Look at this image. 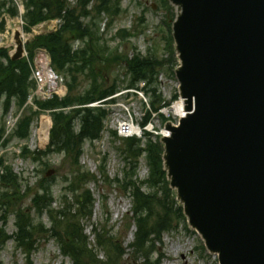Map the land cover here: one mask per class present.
<instances>
[{
	"label": "trees",
	"instance_id": "16d2710c",
	"mask_svg": "<svg viewBox=\"0 0 264 264\" xmlns=\"http://www.w3.org/2000/svg\"><path fill=\"white\" fill-rule=\"evenodd\" d=\"M23 2L25 6L23 20L26 31H31L32 27L44 21L62 19V25L56 32L37 36L29 43L27 50L31 55L39 47H44L50 52L52 66L65 78L68 93L62 99L55 97L48 101H37L39 111L26 110L19 120L15 134L22 140L28 139L34 117L45 110L51 112L53 127L46 150L31 152L24 147L22 154L38 162H45L44 159L52 154L65 155L70 159L75 176L68 180L66 190L72 194L74 202L70 206L66 195H63L65 201L61 202L62 209L56 212L52 209L54 201L51 185H47L46 188L40 187L32 199L35 216L21 208L17 209V231L13 236L1 231L0 245L13 239L18 249L27 256H31L36 250L37 235L51 232V235L57 238L63 255L70 257L74 264H97V254L93 248H90L89 239L82 225L84 219L92 216L94 208V200L90 192L84 188L93 178L79 164L82 147L87 140L94 141L100 138L109 115V109L105 104L115 101L106 99L115 95L120 88L140 89L145 95H149L150 99L152 98L142 127L148 124L152 114L158 113L163 106L162 99L156 95V92H158L157 78L164 60L152 54H142L138 50L131 55L122 53L118 45L112 47L110 41L105 40V34L101 32L103 19L105 16L109 18L106 25V34H108L116 18L123 13L122 0H100L95 7L91 6L92 0H77L75 4H71L68 0H23ZM162 5L171 13L172 6L168 0H162ZM11 12L17 15L16 6ZM174 18L175 13L173 12L171 21L166 23L168 28L166 45L169 61L173 64V71L178 64L172 37ZM131 36L132 34L127 29H119L114 39H126ZM77 42L78 45L75 47ZM118 66H123L126 79L117 78V81L112 80L111 85H106L104 73ZM30 77L31 69L26 59L12 60L6 49H0V105H3L4 114L13 102L18 104L19 109L24 106L34 86ZM142 83H144L143 87L140 86ZM99 101H103L101 106H88ZM4 132L5 125L1 124L0 140ZM114 135L120 139L117 132H114ZM121 141L122 144L118 146V150L126 163V168L123 172V179H117V181H122L125 190L133 198L132 219L136 226L135 242H139L140 246L148 245L154 233L151 223L160 227H165L170 223L169 206L162 198H159L158 191L162 193L164 190L169 193L167 196L175 198V192L170 188L167 173L163 168L164 147L160 136H156L155 139L154 135L146 131H144V138L132 136L123 138ZM144 155L149 169L148 178L138 180V163ZM44 164L47 165V161ZM0 172V210L7 214L17 205L13 202L14 198L21 199L17 196L21 191L23 179L14 174L12 167L3 159H0ZM179 210L183 215L181 206ZM162 212L164 213L161 214ZM45 213L49 214L50 229L45 228L41 219ZM96 240L98 245L106 249L111 239L103 241L100 235L96 236ZM108 245L113 246L111 242ZM116 251V258L120 260L124 252L120 248L115 249ZM106 253L110 259H113L110 250H106ZM147 262L156 264V261L152 260H147Z\"/></svg>",
	"mask_w": 264,
	"mask_h": 264
},
{
	"label": "water",
	"instance_id": "95a60500",
	"mask_svg": "<svg viewBox=\"0 0 264 264\" xmlns=\"http://www.w3.org/2000/svg\"><path fill=\"white\" fill-rule=\"evenodd\" d=\"M170 2L187 110L161 138L170 188L220 264H264V0Z\"/></svg>",
	"mask_w": 264,
	"mask_h": 264
},
{
	"label": "rangeland",
	"instance_id": "374dc122",
	"mask_svg": "<svg viewBox=\"0 0 264 264\" xmlns=\"http://www.w3.org/2000/svg\"><path fill=\"white\" fill-rule=\"evenodd\" d=\"M76 1L68 0L71 4H75ZM99 1L92 0L91 6L95 7L99 4ZM22 2L23 0H0V49H6L9 53H13V47L10 45L13 31L9 21H13L17 28L27 33L23 29V21L20 17L22 13L17 8V6L23 8ZM15 6L18 11L17 15H13L11 12L15 9ZM121 6L123 13L116 18L108 34H106V25L109 18L105 16L103 19L101 32L105 34V40L110 41L112 47L118 45L122 53L131 55L138 50L142 54H152L156 58L164 60V64L159 70L160 73L157 78L158 92H156V95L161 97L163 106L158 113L152 114L146 126L148 133L154 135L156 139L157 133L161 134L165 130V124L168 120H172L175 124L179 121V117L172 112L166 113V110L171 109L179 101V98H177L179 84L172 70L173 64L169 61L166 45L168 30L166 23L171 21V14L175 13V8H172L171 13H169L163 7L162 0H122ZM57 23L52 19L46 22L45 25H38L36 30L33 28L35 31L31 32L28 42L34 41L32 39H35L38 34L55 32V28L59 27ZM3 24L5 27L2 29ZM119 29H127L132 36L126 39H114ZM77 45L78 42L75 43V47ZM35 51L36 49L33 53ZM28 53L30 57V51ZM113 67L104 73L106 85H111L114 81H117V78L120 80L126 79V75L123 74V66ZM151 101L152 98L150 99V96L145 95L143 91L122 89L120 94L117 95L116 101L105 104L106 108L109 109V115L104 123L100 138L94 141L87 140L83 144L79 164L93 178L86 185L84 184V188L90 192L94 200V208L92 216L84 219L82 224L85 235L89 239L90 248H93V251L97 254V264H148L147 260L156 261V264H183L184 256L188 259L189 264H220L218 255L211 253L206 248L202 236L189 226L183 212V215H181L178 199L167 196L169 193L164 192V190L162 193L158 191V194L159 198H162L169 206L170 223L165 227H160L152 222L151 227L154 231L151 236L152 241L148 245L141 246L139 242H135L136 226L132 219L133 198L125 190L122 181H117V179H123V172L126 168V163L118 150V146L122 144L121 139L126 138L125 132H127V137L136 135L135 137L141 138L144 135L140 131L130 134L127 129L129 126L142 128ZM17 105L16 102H13L5 114L3 105H0V126L1 124L5 125V131L7 123L12 119L10 117L15 118L19 114L20 110ZM27 107L29 110L32 106L27 105ZM49 112L45 110L34 117L28 139L22 140L16 136L15 131L18 127V124H16L7 135L10 131L8 128L0 140V159H3L6 164L12 167L14 174L23 179L21 181V191L17 196L21 199L14 198L13 200L17 203L16 207L10 209L7 214L0 210V232L5 231L9 236H13L17 231V209L21 208L35 216L32 199L40 187L44 186L46 188L47 185H51L54 201L52 209L56 212L62 209L61 202L65 201V195L70 206L74 202V197L66 190L69 184L68 180L75 176L70 159L65 155L52 154L44 159L48 163L45 165L44 161H34L32 157H24L22 154L24 147H27L31 152L38 150L40 146H42L39 149L40 151L46 150L50 133L45 141L41 138L38 130L42 125L41 119L44 116L50 118L51 112ZM52 125L53 120L51 119V128ZM51 128L50 130H52ZM114 132H117L120 139L116 138ZM4 136L8 137L4 138ZM49 171H52V173L49 174ZM148 172L149 169L144 155L138 163V180H146ZM67 206L69 205L67 204ZM41 219L45 228L50 229L49 214L45 213ZM100 235L103 241L111 239L108 243L111 242L113 246L107 243L106 249H104L103 246L98 245L96 236ZM37 239L36 250L31 256H27L18 249L13 239H9L4 245H0V264H74L70 257L63 255L57 238L51 235V232L39 234L36 237ZM173 244L180 247L178 252L172 250L171 245ZM118 248L124 252L120 260L116 258L117 251L115 252V249ZM106 250L112 252L113 259L109 258Z\"/></svg>",
	"mask_w": 264,
	"mask_h": 264
},
{
	"label": "bare ground",
	"instance_id": "6f19581e",
	"mask_svg": "<svg viewBox=\"0 0 264 264\" xmlns=\"http://www.w3.org/2000/svg\"><path fill=\"white\" fill-rule=\"evenodd\" d=\"M9 25L13 31V33H18L19 34V39L20 41L25 44L26 41H28V39L30 38L31 34H28V33H24L20 28H17L15 25H14V22L13 21H9ZM10 45L13 47V50L15 49V47L17 46V41L14 39V36L13 38L11 39V42H10ZM169 112H172L173 114H175L176 116H178L179 118H182L184 117L186 114H187V110H186V102H185V99L184 98H181L179 99V101H177L172 107L171 109L169 110H166V113L169 114ZM50 121V120H49ZM129 129V133L130 134H133V133H137L139 132V129L136 127V126H129L128 127ZM162 134L165 136V137H170L171 136V131L166 129L162 132ZM48 136V133L46 132L45 133V136L43 139H46V137ZM171 248L174 252H178V250H180V247L179 246H175L174 244L171 245ZM213 254H216L217 253H214V252H211ZM182 263L183 264H189L188 262V259L186 258V256L183 257V260H182Z\"/></svg>",
	"mask_w": 264,
	"mask_h": 264
},
{
	"label": "built area",
	"instance_id": "2783aa9c",
	"mask_svg": "<svg viewBox=\"0 0 264 264\" xmlns=\"http://www.w3.org/2000/svg\"><path fill=\"white\" fill-rule=\"evenodd\" d=\"M42 60L46 59V55L44 53L41 54ZM38 82L40 86L43 88L47 82L55 81L54 75L48 70L46 62L41 63V68L36 73Z\"/></svg>",
	"mask_w": 264,
	"mask_h": 264
}]
</instances>
